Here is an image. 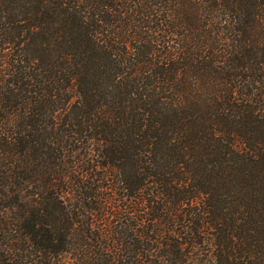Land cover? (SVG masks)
I'll use <instances>...</instances> for the list:
<instances>
[{
	"label": "trees",
	"instance_id": "obj_1",
	"mask_svg": "<svg viewBox=\"0 0 264 264\" xmlns=\"http://www.w3.org/2000/svg\"><path fill=\"white\" fill-rule=\"evenodd\" d=\"M0 264H264V0H0Z\"/></svg>",
	"mask_w": 264,
	"mask_h": 264
}]
</instances>
